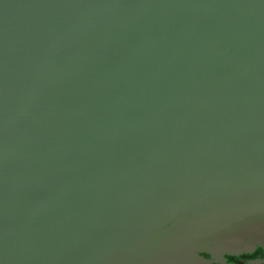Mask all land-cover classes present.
I'll return each mask as SVG.
<instances>
[{"label": "water", "instance_id": "water-1", "mask_svg": "<svg viewBox=\"0 0 264 264\" xmlns=\"http://www.w3.org/2000/svg\"><path fill=\"white\" fill-rule=\"evenodd\" d=\"M244 239L264 0H0V264H233Z\"/></svg>", "mask_w": 264, "mask_h": 264}, {"label": "flooded vegetation", "instance_id": "flooded-vegetation-1", "mask_svg": "<svg viewBox=\"0 0 264 264\" xmlns=\"http://www.w3.org/2000/svg\"><path fill=\"white\" fill-rule=\"evenodd\" d=\"M244 243L243 248L238 247L234 252L218 253V255L233 264H264V247L248 239H244ZM196 255L207 260H215V257L208 252L197 251Z\"/></svg>", "mask_w": 264, "mask_h": 264}]
</instances>
